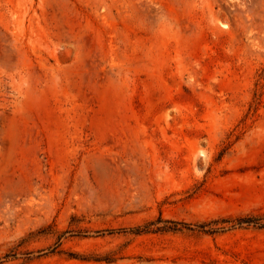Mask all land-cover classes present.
Returning <instances> with one entry per match:
<instances>
[{"label": "rangeland", "instance_id": "1", "mask_svg": "<svg viewBox=\"0 0 264 264\" xmlns=\"http://www.w3.org/2000/svg\"><path fill=\"white\" fill-rule=\"evenodd\" d=\"M257 223L264 0H0V264H264Z\"/></svg>", "mask_w": 264, "mask_h": 264}, {"label": "trees", "instance_id": "2", "mask_svg": "<svg viewBox=\"0 0 264 264\" xmlns=\"http://www.w3.org/2000/svg\"><path fill=\"white\" fill-rule=\"evenodd\" d=\"M239 222L240 223L241 222H247V223H249V222H251V220L250 219H245V217H244V219H240ZM257 224H259V226H261V227H264V223H257Z\"/></svg>", "mask_w": 264, "mask_h": 264}]
</instances>
